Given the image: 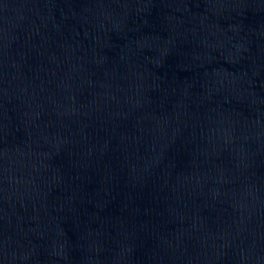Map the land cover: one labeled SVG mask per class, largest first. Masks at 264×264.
<instances>
[{"label": "water", "instance_id": "1", "mask_svg": "<svg viewBox=\"0 0 264 264\" xmlns=\"http://www.w3.org/2000/svg\"><path fill=\"white\" fill-rule=\"evenodd\" d=\"M0 264H264V0H0Z\"/></svg>", "mask_w": 264, "mask_h": 264}]
</instances>
